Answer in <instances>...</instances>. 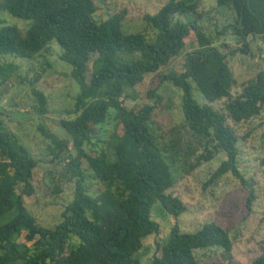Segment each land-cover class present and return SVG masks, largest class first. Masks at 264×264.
I'll use <instances>...</instances> for the list:
<instances>
[{
  "label": "trees",
  "instance_id": "trees-1",
  "mask_svg": "<svg viewBox=\"0 0 264 264\" xmlns=\"http://www.w3.org/2000/svg\"><path fill=\"white\" fill-rule=\"evenodd\" d=\"M199 4L168 0L155 13L140 12L154 29L148 37L127 31V22L117 12L97 19L94 0H0V59H34L57 42L59 58L72 66L70 75L79 87L65 110L71 117L58 122L65 135L38 124L48 142L45 156L74 189L54 226L41 224L27 202L35 194L43 157L34 155L6 126L0 108V264H240L233 258L229 231L215 221L193 231L175 223L158 243L159 254L148 263L138 257L144 239L160 232L152 215L155 203L174 217L188 209L175 195L179 183L166 159L165 129L156 116L165 100L164 84L181 91L186 128V134L181 128L170 130V149L190 172L224 152L226 157L205 185L231 173L242 183L246 206L251 208L256 200L239 168L235 125L262 114L264 67L234 93L238 80L228 57L250 53L253 43L264 47V0H217L218 7L234 13V20L216 31L217 37L228 33L240 47L219 41L201 26ZM2 12L30 21L29 27L8 24ZM193 12L198 16L183 18ZM190 41L197 46L186 52L183 69L162 71ZM17 69L0 60V84ZM148 74H155L156 80L146 93L151 102L128 107L126 86H136ZM39 80L36 76L29 81L33 109L46 115L50 97L36 86ZM111 113L114 129L105 136ZM211 246L223 248V257L200 261L195 250ZM248 264H264V241Z\"/></svg>",
  "mask_w": 264,
  "mask_h": 264
},
{
  "label": "rangeland",
  "instance_id": "rangeland-1",
  "mask_svg": "<svg viewBox=\"0 0 264 264\" xmlns=\"http://www.w3.org/2000/svg\"><path fill=\"white\" fill-rule=\"evenodd\" d=\"M94 1L97 6V19H105L117 12L127 22L125 24L127 31H140L152 37L154 29L148 21L142 19L140 12L155 13L168 0ZM198 12L203 15L200 24L208 33L219 41H226L233 47H240L239 43L227 35L228 33L220 37H217L216 33L234 20L232 10L218 7L217 0H200ZM195 15L194 12L188 13L183 18L190 20ZM1 16L8 24L17 25L22 29L30 25V21L5 12H2ZM192 42H188L184 52L162 71L180 72L183 69L186 52L197 46V43ZM60 51V45L53 42L47 51L34 59L16 58L11 55L2 56L0 59L5 64L11 63L18 67L10 80L0 84L1 118L34 155L43 157L44 163L40 166L35 180V194L28 197L27 202L38 221L46 226H54L61 219V211L71 200L74 191L73 184L63 182L57 171L55 173V163L49 162L51 157L45 156L48 142L38 130V124L43 122L58 134L65 135L58 126V122L63 118L71 117L65 113V110L71 106L78 93L79 87L70 75L72 66L59 58ZM228 61L238 80L237 87L233 89V92L237 93L243 82L255 76L264 67V47L253 43L250 53L239 52L236 55H230ZM90 74L91 71L88 73V78ZM26 76L27 81L21 83V78ZM36 76H40L36 86L50 97L49 111L46 115H39L33 109L35 101L30 92L29 81ZM155 82V74H148L136 86L127 85L125 104L131 107L139 101L151 102L147 99L146 93ZM162 93L165 100L156 109V116L165 129L163 144L168 148L165 152L166 159L179 183L175 189V195L188 204V209L178 217H174L166 214L160 208L159 202L155 203L152 215L160 223V232L144 239V245L138 257L143 263H148L156 254H159L158 243L168 236L175 223L184 230L193 231L207 221H215L229 231L233 241L232 254L235 261L248 264L258 255L259 245L264 241V110L261 115L235 125L240 136L239 168L256 194V200L251 208H248L242 183L233 174L228 173L217 183L205 185L213 171L226 157L224 152H220L214 159L190 172L183 158L170 149L172 128H181L186 134L182 93L171 84H164ZM112 129H114V119L111 113L104 126V135L108 136ZM58 167L60 168L61 165ZM57 186L61 188L60 192L56 191ZM195 255L200 261L205 262L211 258L223 257L224 250L218 246H211L195 250Z\"/></svg>",
  "mask_w": 264,
  "mask_h": 264
}]
</instances>
